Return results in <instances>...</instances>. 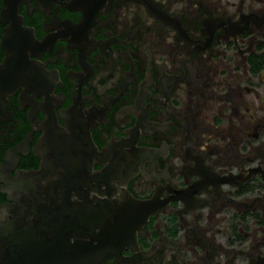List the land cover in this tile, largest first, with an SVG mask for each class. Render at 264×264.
Returning a JSON list of instances; mask_svg holds the SVG:
<instances>
[{"label": "flooded vegetation", "instance_id": "flooded-vegetation-1", "mask_svg": "<svg viewBox=\"0 0 264 264\" xmlns=\"http://www.w3.org/2000/svg\"><path fill=\"white\" fill-rule=\"evenodd\" d=\"M19 228L49 264H264V0H0Z\"/></svg>", "mask_w": 264, "mask_h": 264}, {"label": "water", "instance_id": "water-1", "mask_svg": "<svg viewBox=\"0 0 264 264\" xmlns=\"http://www.w3.org/2000/svg\"><path fill=\"white\" fill-rule=\"evenodd\" d=\"M84 141H88V138L83 137ZM49 164L44 163L37 174H44L48 171ZM20 201L19 209H29L26 200ZM85 216L86 213H83ZM101 215V212H98ZM75 229H67V231ZM3 231V238L0 241V264H49L48 260L40 259L38 256L37 248L42 246L32 238L30 234L31 229L19 228L18 234H13V229H0ZM1 234V233H0ZM1 239V238H0ZM58 247L62 246V243L57 244ZM47 251V249H45ZM48 252V251H47Z\"/></svg>", "mask_w": 264, "mask_h": 264}]
</instances>
